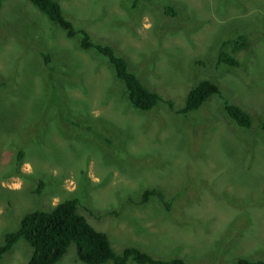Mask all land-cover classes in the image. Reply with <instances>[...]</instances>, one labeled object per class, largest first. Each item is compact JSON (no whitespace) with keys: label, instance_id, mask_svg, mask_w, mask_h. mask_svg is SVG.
Masks as SVG:
<instances>
[{"label":"rangeland","instance_id":"374dc122","mask_svg":"<svg viewBox=\"0 0 264 264\" xmlns=\"http://www.w3.org/2000/svg\"><path fill=\"white\" fill-rule=\"evenodd\" d=\"M58 1L165 101L136 109L111 63L81 48L80 35L67 37L30 0H2L0 244L26 212L78 198L117 254L137 246L188 264L263 259L264 0ZM239 34L247 47L228 51L240 66L220 65L222 41ZM204 78L252 114L249 129L218 96L189 118L176 111ZM150 188L172 206L155 196L140 204ZM32 252L20 239L0 264H28ZM58 264L86 263L71 245Z\"/></svg>","mask_w":264,"mask_h":264},{"label":"trees","instance_id":"16d2710c","mask_svg":"<svg viewBox=\"0 0 264 264\" xmlns=\"http://www.w3.org/2000/svg\"><path fill=\"white\" fill-rule=\"evenodd\" d=\"M30 1L51 21L60 26L67 37L73 38L80 35L81 48L95 50L107 58L117 78L124 83L127 97L136 109L147 111L159 102L165 101L159 92L149 89L143 84L137 74L129 68L128 60L117 53L111 45L97 43L87 29L76 28L75 24L64 14L58 0ZM2 4L3 2L0 0V7ZM165 9L170 14H176L173 6H167ZM231 45H233L234 52L247 47V36L239 34L222 41L217 62L220 65L239 67L240 60L228 51ZM44 58L46 62L50 60L48 54H44ZM213 96L222 99L225 114L238 127L249 129L252 126V114L241 105L227 99L217 82L210 78L201 79L193 84L186 94L185 104L176 111L189 118L192 112L199 110ZM169 102L172 104L171 101ZM261 127L264 132V120ZM98 134L103 137L101 133L98 132ZM18 155L22 158L23 152H18ZM40 190L41 187L37 189V192ZM154 196L158 197L166 207L172 206L159 188L146 189L139 203L143 204ZM79 201L78 198H67L59 201L50 210L34 209L26 212L15 230L5 232L4 240L0 244V260L20 239H25L33 248L28 264H58L71 245H75L78 259L86 264H104L110 260L113 261V264H127L130 260L135 264H188L183 257L157 258L137 246H127L122 253L117 254L109 236L96 229L86 216L80 213ZM227 264H264V258L256 260L249 257H238Z\"/></svg>","mask_w":264,"mask_h":264}]
</instances>
